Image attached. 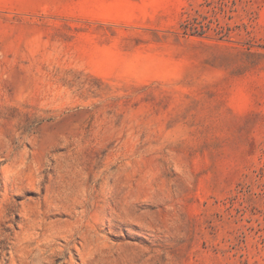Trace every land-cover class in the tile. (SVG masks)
Here are the masks:
<instances>
[{"label":"rangeland","instance_id":"1","mask_svg":"<svg viewBox=\"0 0 264 264\" xmlns=\"http://www.w3.org/2000/svg\"><path fill=\"white\" fill-rule=\"evenodd\" d=\"M18 170L0 264H264V0H0Z\"/></svg>","mask_w":264,"mask_h":264},{"label":"bare ground","instance_id":"2","mask_svg":"<svg viewBox=\"0 0 264 264\" xmlns=\"http://www.w3.org/2000/svg\"><path fill=\"white\" fill-rule=\"evenodd\" d=\"M12 172V171H11ZM37 173H39V171H36ZM41 172V171H40ZM9 173V172H8ZM7 173V174H8ZM41 174V173H40ZM44 174V173H43ZM9 176L12 177L13 181L18 184V181H20L21 185H25L26 189L22 190V188H19V186H17L15 183L13 185V187H11V189L6 188V185H2L3 186V193L0 194L1 198H0V216L1 214L6 210L7 208H4L2 206V204L9 200L10 204H16V201L23 197V194H38L40 195V193L43 191V178L42 175L40 176L39 174L35 175V179L33 178L32 174L29 173L28 176L24 173L23 170H18L15 172H12L9 174ZM11 179V180H12ZM34 181V182H33ZM46 181V180H45ZM44 181V182H45ZM12 182V181H11ZM19 183V184H20ZM11 185V184H10ZM43 185V186H42ZM24 186V187H25ZM7 204V203H6ZM5 215V214H4ZM20 216L21 218H24V216H26V213L24 212V210H22L20 212ZM24 239V238H23Z\"/></svg>","mask_w":264,"mask_h":264}]
</instances>
